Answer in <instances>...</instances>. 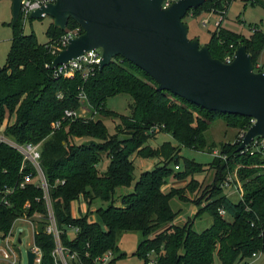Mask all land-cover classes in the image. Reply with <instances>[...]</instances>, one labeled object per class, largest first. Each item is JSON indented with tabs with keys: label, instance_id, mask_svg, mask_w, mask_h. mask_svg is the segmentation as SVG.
Instances as JSON below:
<instances>
[{
	"label": "trees",
	"instance_id": "trees-1",
	"mask_svg": "<svg viewBox=\"0 0 264 264\" xmlns=\"http://www.w3.org/2000/svg\"><path fill=\"white\" fill-rule=\"evenodd\" d=\"M232 1L207 0L187 15L212 12L221 16L206 44L212 58L224 62L227 55L244 45L255 63L264 51V33L253 26L255 31L246 38L221 28ZM243 1L264 9V0ZM67 23L66 30L78 27L72 20ZM23 25L21 16L14 26L10 25L11 47L0 68V127L6 116L15 113V123L7 121L4 137L18 145L40 144V168L60 242L67 255H77L76 260L68 259L67 264H93L107 251L116 254V233L120 231L142 234L135 255L143 264L151 251L158 255L157 264H214L215 259L218 264H247L245 261L252 254L264 252L262 152L241 153L238 141L221 144L220 154L225 159L214 157L206 164L214 171L212 185L194 201L193 219L181 225L173 223L176 213L170 199L186 202L185 195L175 188L168 193L161 190L169 178L180 181L204 171L203 164L182 158L180 149L208 150L212 154L215 146H209L205 138L211 123L222 120L227 127L243 134L250 118L207 112L170 92H159L147 73L121 57L100 71L96 69L86 80L80 74L72 78L54 77L50 67L54 56L48 46L60 40L65 31L51 23L45 32L49 41L40 44L34 33H23ZM81 91L85 94L83 104L78 99ZM121 94L132 99L129 117L106 111V100ZM82 106L88 107V117L55 127L65 110L79 111ZM94 115L119 120L112 136ZM154 126L160 130L151 132ZM159 133L170 135L173 142L152 148L148 142ZM133 155L142 159L154 157L158 162L154 169L140 175L131 194L120 197V205H114L115 190L131 187ZM105 158L109 165L102 173L97 166ZM22 164L23 156L0 140V190L3 186L14 187L25 174H32L34 179L24 189H15L8 198L10 206H0V236L6 238L17 219L26 216L36 224L33 242L41 252L39 264H61L54 252V237L46 233L49 219L43 191L35 184L36 171L28 163L21 169ZM237 167L242 196L234 202L224 194L223 185ZM79 199L88 207L98 199L111 204L95 211V222L89 221V208L85 215L73 219L71 204ZM204 213L211 217V226L194 232L193 222ZM72 228L77 231L72 232ZM122 257L125 254L119 256Z\"/></svg>",
	"mask_w": 264,
	"mask_h": 264
},
{
	"label": "water",
	"instance_id": "water-1",
	"mask_svg": "<svg viewBox=\"0 0 264 264\" xmlns=\"http://www.w3.org/2000/svg\"><path fill=\"white\" fill-rule=\"evenodd\" d=\"M14 26L23 0H9ZM163 0H55L36 9L29 19L49 17L60 31L68 21L82 33L68 41L51 62L56 68L78 59L84 52L100 49L98 70L117 57L147 73L158 86L207 112L245 116L255 121L238 146L243 151L255 138L264 140V72H254L252 56L244 45L230 63L211 57L206 45L189 39L183 18L207 0H177L162 7ZM27 264L35 253L26 251Z\"/></svg>",
	"mask_w": 264,
	"mask_h": 264
},
{
	"label": "rangeland",
	"instance_id": "rangeland-1",
	"mask_svg": "<svg viewBox=\"0 0 264 264\" xmlns=\"http://www.w3.org/2000/svg\"><path fill=\"white\" fill-rule=\"evenodd\" d=\"M11 3L9 0H0V68L4 66L7 54L11 47ZM184 23L188 26L189 39L196 38L199 41L200 46H204L209 42L210 34L214 32L217 25L222 20L218 14L212 12H199L195 15H187L182 19ZM52 20L49 17H45L42 20H32L28 21L23 25V33L29 35L34 33L36 40L40 44H45L48 42V38L45 35L46 29L51 24ZM256 26L258 30L264 33V9L260 6H251L250 3L244 2L243 0H233L232 3L226 8V12L221 24L222 29H226L234 34L243 35L246 38L251 37V27ZM264 59V51L261 54ZM106 111L114 112L119 116L129 117L131 112L132 99L129 95H117L109 98L105 102ZM82 110V111H81ZM80 113L83 117H88L90 115L88 107H83ZM100 118L103 121L107 132L110 136L114 134L115 126L118 124L119 120L112 117H100L99 115H94V119ZM9 118V119H8ZM7 121L10 124L15 122V113L11 116H6L4 124L0 127V137H2L7 143H13L10 139L4 137V128L7 125ZM240 134L233 128L227 127L222 120H217L211 123L209 129L205 132V138L207 144L210 146L214 144L213 152L219 153V146L225 143H234L238 141ZM173 142L170 135L166 133H159L155 138L150 139L148 144L152 148L159 147L163 142ZM14 144V143H13ZM180 155L182 158L192 160L196 163L203 164L205 169L202 173H196V175L190 176L184 180L176 181L173 178H169L167 183L163 186L162 193H168L171 189L175 188L182 192L186 197V202L178 200L177 198H171V209L176 213V218L174 224L181 225L182 223L193 219V214L196 211L194 206V201L199 198L204 192L210 189L212 185V180L214 176V171L210 170L206 164L210 163L214 159L215 155L212 152L209 153L208 150L204 151H193L185 148L180 149ZM131 160L134 165V175L131 182V187H119L115 190V195L113 197L114 205H120V197L131 194L134 189V183L139 179L140 175L144 172L151 171L154 169V165L157 164L158 159L154 157H148L146 159L138 158L135 155L131 156ZM182 164V160H181ZM179 164L180 170L183 167ZM109 165L108 159H103L99 162L97 169L102 173L105 172L107 166ZM239 167L233 171V176L228 174L225 179L227 185H223L224 194L237 202L239 198L238 190L242 193V184L238 181L236 172ZM242 196V194H240ZM111 202H102L99 199L94 200L92 205L88 207L87 203L83 199L78 201H73L71 204V216L73 219H77L83 216L88 211L89 221H97L95 211L99 208H106ZM212 224V219L206 213L200 215L193 222V231L201 232L209 228ZM33 232L34 224L31 222H26L23 219H17L11 229V236L2 238L0 236V264H27V249L33 245ZM71 235V232H68ZM116 243L117 252L115 254L116 260L115 264H143V260L135 255L136 248L138 244L142 241V234L138 231H120L116 233ZM125 254V257L119 258L120 255ZM62 263H65V258H62ZM247 264H264V254L258 256L257 258H247L245 261ZM214 264H218L215 259Z\"/></svg>",
	"mask_w": 264,
	"mask_h": 264
},
{
	"label": "built area",
	"instance_id": "built-area-1",
	"mask_svg": "<svg viewBox=\"0 0 264 264\" xmlns=\"http://www.w3.org/2000/svg\"><path fill=\"white\" fill-rule=\"evenodd\" d=\"M175 1L177 0H163L161 4L163 8H167V7H170L173 3H175ZM54 2L55 0H23L21 2V7H20L21 8L20 16L22 17V23L25 24L28 21L29 14L32 11L39 9L41 7H44L47 4H52ZM254 31H255V28L254 27L251 28V32L253 33ZM81 33H82V29L79 25L76 28L65 30L64 34L61 35L60 40L48 46V49L50 50L51 55L54 56L55 58L59 52H61L63 49L66 48L68 41L70 39L78 37V35H80ZM235 52L236 51L234 50L232 55H227L223 63H230L234 58ZM101 60H102L101 50L94 49L91 51L84 52L81 56L78 57V59L71 60L67 63L62 64L61 66H58L56 68H51V69H52V72H54L53 73L54 77H57V78L63 77V76L67 78H72L75 75L80 74L81 78L86 80L95 74L96 72L95 70L98 69ZM50 67H51V64H50ZM253 67H254L255 73L264 72V59L262 58V56H260L258 60L255 63H253ZM58 98H61L60 95H58ZM78 99L80 103L82 104L85 102V94L83 93V91L79 93ZM80 110L79 111L65 110L63 112V116L60 118V120L56 122L55 127L58 129L65 121H73L75 119H80V117H83L80 113ZM254 123L255 121L253 119H250L249 127ZM159 130L160 128L158 126H154L150 131L158 132ZM244 134L245 133L240 134V137L238 139L239 143H241L244 137ZM0 140L7 143L2 137H0ZM7 144L13 147L14 149H16L23 156V164L21 166V169L25 166L26 163H28L34 169V171H36L35 184L36 186L40 187L43 191V200L46 203L48 219H49V225L46 228V233L48 235L51 234L54 237V240H55L54 252L56 254L58 261H60L61 264H67L68 259L76 260L77 255L76 254L67 255L68 253L67 250L62 247L61 242H60V235L58 234V231L56 228V222L53 217L51 203H50L49 196H48V187L45 181L44 173L43 171H41V168H40V158H41L40 144L18 145L16 143L13 144L11 142ZM255 150L262 152V154L264 155L263 138L261 139L255 138L254 140H252V142L248 146H246L244 150L241 151V153L248 151L250 152V154H253ZM216 152H213L215 157L225 159V157L221 156L220 152L219 153H216ZM33 182H34V179H33L32 174H25L22 176L21 180L16 183L14 187L3 186L2 189L0 190V206H7V207L10 206L8 198L10 195L13 194L15 189L16 188L24 189L26 185L33 184ZM226 183L225 185H227ZM239 190H238V194L240 197L241 196L240 194L242 193L239 192ZM26 207H28V205H26ZM219 214L224 216V212L222 210H219ZM20 219H23L26 222H31V224H34V232H35L36 224L32 219L27 218L26 216H22L20 217ZM76 231L77 229L72 228V232H76ZM34 232L32 235L33 241H34ZM7 236H11V230ZM7 236H6V239H7ZM27 250H30L31 252L35 253L34 264H39L40 259H41V252L39 248L34 244V242H33V245H31ZM263 254L264 252L254 253L252 254L251 258H257L258 256H262ZM63 257L65 258V261H66L65 263H62L61 261ZM114 259H115V254L112 251H107L103 253L102 255H100V257H97L93 261V264H111ZM157 259H158V255L154 251H151L147 255V261L145 264H157Z\"/></svg>",
	"mask_w": 264,
	"mask_h": 264
},
{
	"label": "crops",
	"instance_id": "crops-1",
	"mask_svg": "<svg viewBox=\"0 0 264 264\" xmlns=\"http://www.w3.org/2000/svg\"><path fill=\"white\" fill-rule=\"evenodd\" d=\"M262 56V55H261Z\"/></svg>",
	"mask_w": 264,
	"mask_h": 264
}]
</instances>
